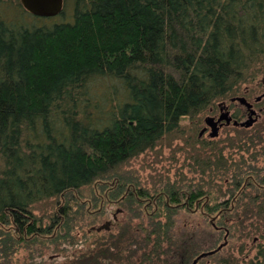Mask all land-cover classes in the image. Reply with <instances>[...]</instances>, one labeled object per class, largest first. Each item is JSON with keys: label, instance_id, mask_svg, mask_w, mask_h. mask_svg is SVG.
Listing matches in <instances>:
<instances>
[{"label": "trees", "instance_id": "trees-1", "mask_svg": "<svg viewBox=\"0 0 264 264\" xmlns=\"http://www.w3.org/2000/svg\"><path fill=\"white\" fill-rule=\"evenodd\" d=\"M0 4L26 11L20 0ZM64 4L50 25L0 16V264H10L21 246L72 240L77 220L92 216L84 188L95 206L103 198L102 210L118 199L133 218L146 214L148 224L128 221L98 256L82 252L64 264H123L132 230L138 264H175L183 244L190 248L189 237L173 242L176 210L197 198L206 224L224 233L214 264H264V244L243 263L220 256L229 235L245 228L242 216L261 217L264 225V168L243 159L228 165L215 143L197 138L219 155L208 156L205 167L223 169L224 191L201 180L165 184L151 195L124 169L182 122L264 75V0H72L69 19ZM99 79L110 81L101 95L92 90ZM120 88L122 97H111ZM251 135L247 147L264 148V121ZM49 199L51 213H34ZM231 205L236 218L228 224Z\"/></svg>", "mask_w": 264, "mask_h": 264}, {"label": "rangeland", "instance_id": "rangeland-1", "mask_svg": "<svg viewBox=\"0 0 264 264\" xmlns=\"http://www.w3.org/2000/svg\"><path fill=\"white\" fill-rule=\"evenodd\" d=\"M66 1L67 7L65 9V16L69 19L72 13V0ZM0 16L7 20H18L22 18V21L24 20V22L28 24H41L44 22L41 25H50L53 22H56L55 20L60 19V14H57L52 17H41L39 18L40 20H36V18L30 13L8 4H0ZM46 21L49 23H46ZM262 77L263 75L260 74L252 82L241 85L239 89L240 94L245 86L253 88L256 95L259 94L261 92ZM92 88L96 94L101 95L102 91L106 93L110 90V81L107 79H99L93 83ZM122 93L123 92L120 88L118 94L113 93L111 97L114 99L119 96L122 97ZM222 101L229 103V97ZM222 101H218L215 108H217L218 104ZM105 105L106 107H109V104ZM209 115L211 114L206 111L193 121L188 120L182 122L177 131H172L169 134L164 135L152 149L145 150L124 165L125 170L130 171L138 178V188L146 189L152 195L155 190L165 184L174 183L185 188L189 185H199L202 183L201 180H203L202 184L206 189L213 188L216 190L218 188L217 185L219 184L222 185L223 191L226 189L227 180L226 178H223L221 173L223 172V169L211 167L209 170V168L205 167V164L208 162V156L211 157L210 161H213L214 159L216 160L219 155L217 157L212 156L211 152L209 150H204L198 144L199 141L196 140L201 127L205 126L204 118ZM261 122L260 119L253 127L247 130L238 129L232 126H223L219 130L217 137L209 138L206 133L200 138V140L202 139L209 143H215L218 148L221 149V154L227 161L228 165L234 162H240V160L243 159L246 163L255 165L263 170L264 148H261L262 144H256L254 147H247V145H249L248 137L253 136L251 134L255 133L260 127ZM240 146L242 147L239 148ZM253 155L255 156L253 157ZM246 166L247 165H243V168L247 169ZM221 179L224 180V182H222ZM83 192L85 198L82 199L86 201L88 211L90 208L92 210H95V207L98 209L93 203H91V206L88 204L89 189L84 188ZM148 198L150 197L148 196L147 199ZM227 198L228 194H225L224 197H221V200ZM53 204V199L40 201L35 205L34 213L46 216L51 213ZM117 208H122L124 210L117 215L118 223H113L109 231L91 232L89 236L91 242L95 238L97 239L111 233L115 234L119 231L121 225L128 221H130L134 227L139 222H143L144 225L148 224V216L146 214H142L141 218H133L131 216L132 211L127 210L125 205L117 203L107 204L104 205L101 212L94 213L91 217L85 216L83 219L77 220L75 223L76 227L71 232L72 240H60L55 243H38L29 247L21 246L13 254L10 259V264H37L43 262H46L47 264H64L73 260L82 252L86 253L91 247L87 237V230L89 227L91 225H102L106 220H111L112 213L115 212ZM130 216L132 218H130ZM197 217L198 214L188 213L183 209L177 211L174 217V225L171 229L173 242L178 244L186 235V237L190 238V250L194 249L195 251H206L213 248L216 243H221L223 241L224 233L215 231L206 224L204 219L201 220L198 227H195L196 219L198 220ZM228 217L230 220L228 224H231L233 219L235 221L236 216L234 212L229 214ZM242 219L245 220L243 222L245 228L233 231L232 235H229L228 243L220 251V256L226 257L227 255H231L241 260L243 263L253 258L256 255L258 246L264 244V225L262 224L263 219L258 216H248L246 219L242 216ZM186 222L187 226H184V223ZM253 226L257 227V229ZM216 239H218V241H216ZM163 246L167 247L168 244L164 243ZM139 252L140 251H138V253ZM162 258L164 259V257ZM214 259L215 257L211 255L207 256L201 260L200 264H214Z\"/></svg>", "mask_w": 264, "mask_h": 264}, {"label": "flooded vegetation", "instance_id": "flooded-vegetation-1", "mask_svg": "<svg viewBox=\"0 0 264 264\" xmlns=\"http://www.w3.org/2000/svg\"><path fill=\"white\" fill-rule=\"evenodd\" d=\"M244 97L246 99L247 102L251 103L252 106L250 109H253L256 113V121L252 124V126L246 128V127H243L240 125L241 122L245 121L246 119H248V116H249V113H250V109L246 107L245 104L239 102L236 98L237 97ZM222 103V104H221ZM221 104V105H220ZM221 111L223 112H228V115L231 117V121H230V124L229 125H226L224 124V122H219L218 125L220 123H223L221 125V127L223 126H232V127H235V128H238V129H249L251 127H253L260 119L261 121L263 122L264 121V75L263 77L261 78V92L259 94H255V91L253 90V88H250L249 86H245L244 90L242 91V93L240 94L237 93L235 95H232L229 97V103H225V102H220L217 106V108H212V109H209V113L211 115L209 116H212L214 117V119H217L220 114H221ZM218 112V113H216ZM234 122H236L237 124H234ZM204 123H205V118H204ZM220 127V129H221ZM209 132H210V129L209 127H206V124L205 126L201 127L200 131H199V134H198V138H202L204 136V134H208V137L209 138H215V137H210L209 136ZM217 137V136H216ZM190 186V185H189ZM128 190V189H127ZM106 191H110V190H106ZM98 199H100V206L98 207V209L96 211H101L102 210V197L99 195ZM148 200H150V198H148ZM151 201V200H150ZM111 203H118V199L116 200H111ZM150 203V202H149ZM88 204L89 206H91V200L89 199L88 200ZM182 204H185L184 206L178 208L176 210V213L178 210L180 209H183L184 211L188 212V213H194V214H198V220L196 219V226L195 227H198L200 225V222L201 220L203 219V212L201 211V198H197L193 204V206H189L188 203H187V200H185ZM177 205H173V207H175ZM233 205H231V207L229 208H225L226 210H229L227 211L228 213V216L229 214H232L233 211L231 212V210L233 209ZM125 208L128 210V207L127 205H125ZM124 208V209H125ZM95 210H92L90 208L89 210V215H94L95 213ZM117 210H119V212H117ZM124 210L122 208H117L115 210V212L112 213V219L111 220H106V221H110V224H109V227L106 229H98L101 225H91L89 227V229L87 230L88 232V239H89V242H90V248L86 251V256H88V258H92L94 256H98V252L102 249V247H105L106 245V242H107V239L109 238L110 239V242L113 240L111 236H116V234L119 233L116 232L115 234H108V235H104V236H101L99 238H95L92 242L90 241V233L91 232H101V231H109L111 229V226L116 223H118V217L117 215L119 213H122ZM209 218H213V216H208V219ZM106 221L103 223L105 224ZM102 224V225H103ZM184 226H187V222L184 223ZM216 228V226H215ZM127 236V239L129 238V236L131 237L130 240H128L125 245L123 246L122 248V256L125 257L126 259L125 260H122L123 261V264H138V244H137V241H138V236H137V231L136 230H132V231H129V233L126 234ZM111 237V238H110ZM184 243H186V235L183 239ZM225 241V237L223 236V243ZM219 243L218 246L220 244ZM184 247L182 249V254L180 255V259L175 262V264H187L186 263V260L189 259V263L188 264H193V261L197 259V257L203 253V252H207V251H212V250H215L214 248L212 249H209V250H204V251H201L200 253H198V251H195L194 249L190 250L191 248L188 249H185V245L186 244H183ZM214 254V253H213ZM213 254H210V255H213ZM210 255H207V256H210ZM207 256H204V257H201L199 258L195 264L198 263L199 260L207 257Z\"/></svg>", "mask_w": 264, "mask_h": 264}, {"label": "water", "instance_id": "water-1", "mask_svg": "<svg viewBox=\"0 0 264 264\" xmlns=\"http://www.w3.org/2000/svg\"><path fill=\"white\" fill-rule=\"evenodd\" d=\"M20 4L27 12H29L30 14H32L34 16L52 17V16L59 14L62 11L63 5H64V0H20ZM236 99L239 102L245 104L247 108H249V109L251 108L252 104L247 102L244 97L240 96V97H237ZM230 121H231V117L228 115V112L221 111V114L217 119H214V117H212V116H206L205 117V124H206V127H209V129H210L209 136L210 137L218 136L220 127L223 124V123H220L218 125L219 122H224V124L229 125ZM255 121H256V113L253 109H250L248 119L241 122L240 125L248 128V127L252 126V124ZM234 124H237V123L234 122ZM117 212H119V210H117ZM109 224H110V221H106V223L101 225L98 229H104V228L107 229L109 227ZM224 244H225V242L220 244L217 247V249H215V250L201 253L197 257V259L193 261V264H195V262L199 258L215 253Z\"/></svg>", "mask_w": 264, "mask_h": 264}]
</instances>
